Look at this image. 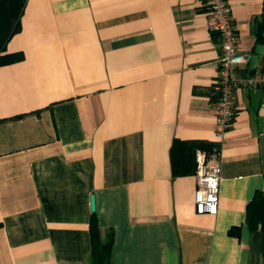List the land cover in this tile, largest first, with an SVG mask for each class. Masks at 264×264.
<instances>
[{
    "label": "crops",
    "instance_id": "1",
    "mask_svg": "<svg viewBox=\"0 0 264 264\" xmlns=\"http://www.w3.org/2000/svg\"><path fill=\"white\" fill-rule=\"evenodd\" d=\"M228 1L243 82L264 71V0ZM211 25L203 0H27L0 54L18 58L0 64V264H92L94 213L110 264H264L247 222L264 190V87L234 89L219 211L195 208V152L218 142Z\"/></svg>",
    "mask_w": 264,
    "mask_h": 264
},
{
    "label": "built area",
    "instance_id": "2",
    "mask_svg": "<svg viewBox=\"0 0 264 264\" xmlns=\"http://www.w3.org/2000/svg\"><path fill=\"white\" fill-rule=\"evenodd\" d=\"M206 12L212 20L211 29L221 38L222 53L219 58L218 77L213 86L215 112L218 124V142L211 151L197 150L195 208L197 214L216 215L219 211L220 184L222 164L220 145L232 125L237 110L233 100V92L241 83L252 87H264V71L257 72L239 82L236 70L248 62L249 57L238 48V36L233 20L231 5L228 0H203Z\"/></svg>",
    "mask_w": 264,
    "mask_h": 264
},
{
    "label": "trees",
    "instance_id": "3",
    "mask_svg": "<svg viewBox=\"0 0 264 264\" xmlns=\"http://www.w3.org/2000/svg\"><path fill=\"white\" fill-rule=\"evenodd\" d=\"M27 0H0V54L6 49L8 41L21 29V17ZM18 60L15 57H1L0 64ZM185 142L175 140L172 147V165L175 175L187 172L189 169L184 159ZM196 153V152H195ZM196 160V159H195ZM181 163V164H180ZM247 222L251 229L255 230L259 224L264 231V190L257 191L249 205ZM90 234L92 245V264H110L114 243L113 234L106 242L100 239L99 222L95 215L90 222Z\"/></svg>",
    "mask_w": 264,
    "mask_h": 264
},
{
    "label": "water",
    "instance_id": "4",
    "mask_svg": "<svg viewBox=\"0 0 264 264\" xmlns=\"http://www.w3.org/2000/svg\"><path fill=\"white\" fill-rule=\"evenodd\" d=\"M262 150H263V155H264V141L262 142ZM91 208H92L93 212L96 209V203H95V197L94 196H92V198H91Z\"/></svg>",
    "mask_w": 264,
    "mask_h": 264
}]
</instances>
